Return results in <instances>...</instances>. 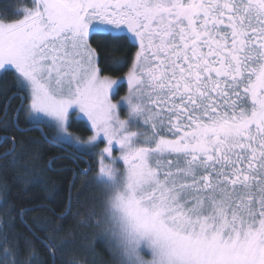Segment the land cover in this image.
<instances>
[{"label": "snow or ice", "instance_id": "1", "mask_svg": "<svg viewBox=\"0 0 264 264\" xmlns=\"http://www.w3.org/2000/svg\"><path fill=\"white\" fill-rule=\"evenodd\" d=\"M19 11L0 19V76L22 93L12 127L24 131L21 112L70 126L78 111L90 140L107 145L99 174L111 180L119 159L139 197L117 194L102 221H80L103 224V251L81 245L71 260L63 245L75 239L72 225L57 244L59 226L38 237L23 219L33 209H21L45 255L0 220V264H23L25 254L27 264H264V0H32ZM109 41L111 53L127 51L105 52L103 65ZM0 95L8 106L15 99ZM125 102L148 130H129ZM3 139L13 172L33 174L16 138ZM71 207L70 196L60 220Z\"/></svg>", "mask_w": 264, "mask_h": 264}, {"label": "trees", "instance_id": "2", "mask_svg": "<svg viewBox=\"0 0 264 264\" xmlns=\"http://www.w3.org/2000/svg\"><path fill=\"white\" fill-rule=\"evenodd\" d=\"M30 4V0H0V19L5 17L8 20L19 19L22 16L19 9H22L23 6H30ZM97 41L104 43L102 37H97ZM121 43L123 42L121 41ZM108 45V48L102 49L103 65L111 63L104 55L105 52L109 56L122 57L127 51L125 48L121 52L113 54L109 50L113 43L109 41ZM126 70L115 71L112 75L119 77ZM124 90L125 86L119 91L123 92ZM0 92H5L9 97L15 96V99L10 100V106H8L4 103V96L0 95V120H3V124H0V178L6 179L8 184L7 193L0 192V220L6 221L5 230H8L7 223L11 224V230L14 233L19 234L22 240L27 238L32 241L35 249L39 250L41 256H44L45 250L40 247L36 236L44 238L49 229L59 226V231L53 232V238L59 244L61 240L67 238L65 230L69 225H72L76 235L74 240H69L63 245L64 251L68 253L66 259L71 260L73 255L83 252L81 245L88 248L95 244L98 250L103 251V243L97 236L95 226H76L80 221H85L87 224L92 219L100 217L105 204L101 192L104 179L97 177V163L89 152L95 151L94 156L97 157V151L100 150L103 143L93 145L92 148H89L91 150L78 146V150L84 154L76 152L75 147L62 145L51 139L49 134L55 133L51 125L46 124L48 129L45 130L46 132L44 131L43 135L34 125L26 121V115L23 112L19 113V124L16 127L24 131H16L12 125L16 116L14 110L19 107V95L11 75L0 76ZM5 108L7 115L3 111ZM5 126L10 130L4 131ZM67 130L77 135L80 140H85L91 135L86 122L74 117H71ZM5 136H14L17 141L16 151L22 154L23 159L29 162L30 167L32 164L36 165L33 174L21 177L13 172L12 166L9 164L11 157L3 155L5 150L10 147V142L3 139ZM32 153H38L40 159L34 160ZM72 161L76 163L73 164ZM86 164L91 166V171L87 176L80 171L86 169ZM73 180H75L74 185L72 184ZM70 196L72 204L70 214L64 220H60L61 211L68 208ZM37 205H42V207H37ZM21 209H33L24 212L23 219L33 229H36V236H33L21 224ZM5 211L9 213L8 216H5ZM37 225L40 226L39 229H37ZM28 255L25 254L23 264H27Z\"/></svg>", "mask_w": 264, "mask_h": 264}, {"label": "rangeland", "instance_id": "3", "mask_svg": "<svg viewBox=\"0 0 264 264\" xmlns=\"http://www.w3.org/2000/svg\"><path fill=\"white\" fill-rule=\"evenodd\" d=\"M30 2H31L30 6H23L22 9L31 8L32 0H30ZM21 18H23V14H22ZM21 18H19V19H21ZM113 78H117V77H113ZM125 95H127L126 85H125V90L123 92L119 91V95L116 96L115 99L119 100L122 97H124ZM118 111L120 113L121 119H125V120L129 121V130L130 131L139 132L141 130H148L149 129V125H145L143 122L144 117H142V116L130 117L129 116V114H128L129 108H128L126 102L120 106ZM72 117L85 121L86 124L88 125L89 129H90V122H88L85 117H83L81 114H79L78 111L73 112ZM28 119L41 121L43 123L51 125L55 130V137L56 138H63V139L70 140V142L78 144V146H80L84 149H87V150L89 148H92L93 145L101 143L99 140H97V141H91L90 140V137L92 135H94L93 131H91V135L88 136L85 140H80L75 135L68 133L67 125H65L64 127H61L52 118L44 117L42 114L38 116L37 114L32 113V114H30V116H28ZM137 139L142 141V138H140V137H138ZM102 143H103L102 147L98 151L97 165L96 166H97V177H99V179H104V181H102L101 192L103 193L102 197H103V202L105 204L102 207V213H101L100 217L95 218V219H99L101 221L104 217L105 212L108 210L111 201L117 196V194H123L125 197H130V196H134V195L139 197V193L137 192V190L130 185V182L128 179L127 169L125 168L123 162L120 161L119 159H117V162L112 165L114 171L112 173V179L111 180H109L106 177L99 174V172H98L99 158H100L99 154L102 151V149L107 146L105 142H102ZM89 150H91V149H89ZM112 155L119 158V156H120L119 150L114 149ZM105 163H112V161L110 158H107L105 160ZM99 181H101V180H99ZM95 228L97 229V233H98L99 237L102 236V233L104 234L103 224H101L100 227H95ZM146 258H150V256H148V254H146Z\"/></svg>", "mask_w": 264, "mask_h": 264}, {"label": "flooded vegetation", "instance_id": "4", "mask_svg": "<svg viewBox=\"0 0 264 264\" xmlns=\"http://www.w3.org/2000/svg\"><path fill=\"white\" fill-rule=\"evenodd\" d=\"M18 91V90H17ZM18 99H19V102H18V105H19V107H20V105H21V103H22V101H21V99H20V96L22 95V93H18ZM18 107V108H19ZM26 117V116H25ZM26 121L30 124H32V125H40L41 126V128L43 129L42 131H43V135H44V131L46 130V129H48L47 128V125H46V123H43V122H41V121H36V120H29L28 119V117L26 118ZM49 125V124H48ZM68 131V130H67ZM46 132V131H45ZM68 133H70V134H73V135H75L74 133H71V132H69L68 131ZM50 135V137H51V139L54 141V142H56V143H59V144H62V145H68V146H72V147H75L77 150H75L76 152L78 151L79 153H82V154H84L83 152H80L78 149V144H75V143H73V142H70V140H67V139H63V138H56L55 137V133H52V135L51 134H49ZM76 137H78L77 135H75ZM81 149V148H80ZM81 150H84V149H81ZM86 151V150H85ZM99 151V150H98ZM98 151H97V155H98ZM90 153H91V155L93 156V158H94V161H95V163H97L96 161H97V157L96 156H94V154L96 153L95 151H89ZM92 158V159H93ZM87 166H86V169L87 168H89V164H86ZM96 168H97V166H96ZM104 237V234L102 233V236H100L99 238L101 239V238H103Z\"/></svg>", "mask_w": 264, "mask_h": 264}, {"label": "water", "instance_id": "5", "mask_svg": "<svg viewBox=\"0 0 264 264\" xmlns=\"http://www.w3.org/2000/svg\"><path fill=\"white\" fill-rule=\"evenodd\" d=\"M34 126L43 134V131L40 125H34Z\"/></svg>", "mask_w": 264, "mask_h": 264}, {"label": "bare ground", "instance_id": "6", "mask_svg": "<svg viewBox=\"0 0 264 264\" xmlns=\"http://www.w3.org/2000/svg\"><path fill=\"white\" fill-rule=\"evenodd\" d=\"M43 130V129H42Z\"/></svg>", "mask_w": 264, "mask_h": 264}]
</instances>
